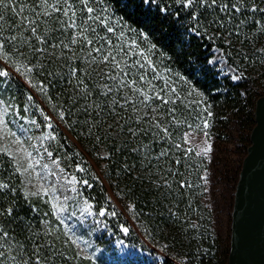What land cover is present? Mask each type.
I'll return each mask as SVG.
<instances>
[{"label":"trees","instance_id":"trees-1","mask_svg":"<svg viewBox=\"0 0 264 264\" xmlns=\"http://www.w3.org/2000/svg\"><path fill=\"white\" fill-rule=\"evenodd\" d=\"M86 2L93 13L80 0L67 4L48 0L47 5L42 0H5L0 5L4 18L0 21V58L20 75H0V99L8 122L22 135L32 136L35 131L43 152L76 174L79 185L74 194L89 201L97 216L106 188L79 146L95 161L100 153L109 156L101 173L113 186L110 174L115 172V197L120 204H115V227L106 222L105 230L98 225L90 229L91 224L76 218L68 234L51 201L25 189L18 163L0 148V184L8 185L0 189V209H13L11 216H0V228L9 233L0 241V250L16 256L17 261L28 260L39 248L44 264H115L114 237L146 246L130 225L134 207L146 212L141 230L155 242L147 229L160 223L159 213L150 205L152 199L159 204L164 195L175 207L191 204V171L186 168L191 161L187 153L176 149L187 121L199 110L196 99L182 95L183 88H194L209 106L217 101L233 105L246 128L242 136L245 152L254 124V100L264 93V81L258 78L264 73V13L252 11L253 4L264 8V0H247L241 13L231 15L219 11L227 0H218L212 8H185L186 0ZM49 5L61 10L53 11ZM69 5L71 11L65 16ZM192 14L198 19L193 20ZM213 45L241 72V79L232 80L208 62ZM109 53L115 60L103 62ZM28 86L37 94L28 92ZM153 104L164 108L156 113L160 123L149 115ZM73 152L84 159L90 179L83 180ZM183 231L190 242L192 230L186 227ZM78 245L91 249L93 255L79 253ZM228 248L229 234L220 247V261L217 248L189 252L184 264H226ZM179 258H145L134 264H181Z\"/></svg>","mask_w":264,"mask_h":264},{"label":"rangeland","instance_id":"rangeland-1","mask_svg":"<svg viewBox=\"0 0 264 264\" xmlns=\"http://www.w3.org/2000/svg\"><path fill=\"white\" fill-rule=\"evenodd\" d=\"M207 59L221 74H227L232 80L238 81L242 78L241 72L226 59L218 45L211 47ZM0 63L3 65L0 66V71L12 72L16 76H20L16 69L2 58H0ZM237 76L239 79L236 78ZM258 78L264 81V73H261ZM28 89V92L33 95L37 94L31 87L28 86ZM193 90L185 86L182 95L186 96L185 98L192 96L193 100L196 99L199 111L187 121L183 138L177 142L178 148L176 149L177 152L187 153L191 161L186 166L191 171L189 180L191 204L189 203L185 207H175L171 200L170 202L166 201L164 195L161 197L163 198L162 203L157 204L154 198L152 199L153 202L150 205L159 213L157 216H160V223L159 226H150L147 229L149 235L154 237L155 242L149 241L141 230V227L145 228L144 215L146 212L141 213L134 207V216L130 218V225L146 246L128 242L119 236L114 237L112 242L115 247V264H134L145 258L161 260L163 256L171 257L174 260L180 257V263L184 264L183 259L189 252L205 251L206 249L208 252L219 250L217 259L218 261L222 259L220 247L230 230L229 202L232 199V182L245 152L242 136L246 128L242 124L243 121L238 119L233 105L225 101H217L209 102V106L202 96L199 97L198 91ZM170 92L174 93V91ZM27 95L29 96V93ZM150 111V117L156 123H160L161 119L156 113L163 112L164 108L161 105L153 104L150 106ZM209 111L212 113L211 117L207 115ZM161 118L165 119L166 115L162 114ZM0 119L3 121L0 123V148L10 152L18 163L23 174L25 189L41 193L51 201L56 214L63 219L68 234L74 225L73 219L76 218L91 224L90 229H93L94 225H98L101 230H105L106 222H110L112 227H115V204L120 205L115 197V172L110 174L113 186L101 173V165L103 166L109 157L107 154H98L95 161L79 146L75 137L69 134L105 185L106 196L102 198L103 206L100 208V216H97L89 201L81 197L78 198L74 194L79 185L76 174L60 167L55 159L43 152L35 131L32 132V136L22 135L16 129V125L8 122L1 99ZM205 120L210 125L207 128L204 127ZM209 147L210 150L205 154L204 149ZM72 151L74 150L72 149ZM73 153L75 157L72 159L77 160L79 173L83 180L90 179L91 172L86 168L84 159L76 152ZM81 169L83 170L81 171ZM164 179L166 178L164 177ZM163 186L164 183L161 187L162 194L166 189ZM101 214L103 215L101 216ZM92 222L95 224L92 225ZM186 227L192 230L194 236V240L190 241L192 244L187 240L183 231ZM107 235L108 231L105 233V236ZM78 251L87 256L93 255L91 249H85L82 245H78Z\"/></svg>","mask_w":264,"mask_h":264},{"label":"water","instance_id":"water-1","mask_svg":"<svg viewBox=\"0 0 264 264\" xmlns=\"http://www.w3.org/2000/svg\"><path fill=\"white\" fill-rule=\"evenodd\" d=\"M234 184L226 264H264V93Z\"/></svg>","mask_w":264,"mask_h":264},{"label":"snow or ice","instance_id":"snow-or-ice-1","mask_svg":"<svg viewBox=\"0 0 264 264\" xmlns=\"http://www.w3.org/2000/svg\"><path fill=\"white\" fill-rule=\"evenodd\" d=\"M80 2L85 5L88 13H93L94 12L93 8L87 7L86 0H80ZM145 2H149V0H145ZM152 2H154V0H152ZM4 3H5V0H0V5H4ZM42 3L47 5L48 0H42ZM57 3H60V0H57ZM64 3L67 4L68 0H64ZM246 3H247V0H236V2H231V0H227V2L223 3L222 5H219V11L220 12L229 13V15H231V13H233V12L241 13V11L245 7ZM193 5H198L199 7H205L206 6L208 8H212L213 6H218V0H186V2L184 3L183 6L185 8H192ZM49 7H53V11H60L61 10V9L55 8L54 6H51V5H49ZM70 11H71V6L69 5L68 9L64 10V15L68 16ZM252 11H254V12L255 11H259V12L264 13V8L257 7V6H255V4H253ZM44 14L48 15L47 12H45ZM72 15L75 16V12H72ZM90 18H92V17H90ZM191 18L193 20H197L198 19L197 15H195V14H192ZM3 19H4L3 16L0 15V21H2ZM95 19H100V18L99 17H95ZM30 23H31V21H30ZM72 26L73 27L76 26L75 22H73ZM31 31L33 33H35L36 32V28L35 27L31 28ZM108 31L112 32L113 29L112 28H108ZM145 38H147V37H145ZM11 39L15 40L16 37H12ZM85 39L87 40V37H85ZM75 42L76 41L73 40V43H75ZM87 43L91 44L92 41L91 40H87ZM65 47H67V45H65ZM153 47H155V46H153ZM0 48H2V45H0ZM94 51L100 52L101 49L100 48H96V49H94ZM262 51H264V50H262ZM110 58L113 61L115 60V57H112L111 53H109L108 55H104L102 60H103V62L107 63V62H109ZM116 67H119V65L117 64ZM28 71H31V69H28ZM0 75L7 76L8 73L7 72H0ZM236 78L239 79L238 76ZM113 79H115V78H113ZM108 91L110 92L111 89H109ZM144 100L145 101L149 100V97L147 95H144ZM4 111H6V109H4ZM207 115L209 117H211L212 113L209 111L207 113ZM61 116H63V113H61ZM2 122H3L2 119H0V123H2ZM49 126L51 127V125H49ZM157 126H159V125H157ZM209 126H210L209 122L207 120H205L204 121V127L207 128ZM165 131H167V130L165 129ZM209 150H210V147L209 148H205L204 149L205 154ZM161 155H164V153H161ZM82 170L83 169H81V171ZM7 187H8V185H6V184H0V189H4V188H7ZM31 195H37V193H31ZM5 214L11 216L13 214V209L12 208L0 209V216H3ZM124 231L127 232L128 229L125 228ZM5 237H9V233L7 231H5L3 228H0V241L4 240ZM21 247H23V245H21ZM0 249H3V244H0ZM9 251H11V247H10ZM33 259L35 260V264H44V262L42 261V258L39 255V248L34 249L33 250V255L30 256L28 260H23L22 262L21 261H17L16 256H6V252L3 251V250H0V264H8L9 260L12 261L13 264H31V261Z\"/></svg>","mask_w":264,"mask_h":264}]
</instances>
